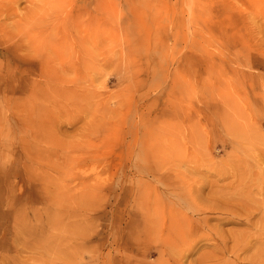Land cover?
<instances>
[{"label":"rangeland","instance_id":"374dc122","mask_svg":"<svg viewBox=\"0 0 264 264\" xmlns=\"http://www.w3.org/2000/svg\"><path fill=\"white\" fill-rule=\"evenodd\" d=\"M52 1L20 0L15 17L0 7V262L215 264L197 261L224 239L231 262L218 264H260L247 257L264 243V0H65L67 29L26 22ZM49 42L54 56L25 63ZM218 172L229 175L214 186ZM154 174L182 179L181 199L168 195L182 204L174 223L201 217L213 188L242 190L245 175L258 200L239 222L212 212L193 249L170 248ZM149 199L163 230L148 235ZM17 208L57 237L51 249L24 246Z\"/></svg>","mask_w":264,"mask_h":264},{"label":"bare ground","instance_id":"6f19581e","mask_svg":"<svg viewBox=\"0 0 264 264\" xmlns=\"http://www.w3.org/2000/svg\"><path fill=\"white\" fill-rule=\"evenodd\" d=\"M20 0H2L0 1V7L4 8L7 11L10 10H14L12 13L15 16H19L18 12L16 9H14L17 5L18 2ZM64 5H65V0H55L51 2V5L48 7H46L43 11H41V14H39V8L38 9H33L30 12V15L28 17V19L26 20V22L30 25H47L50 26V28L52 29H57L58 27L63 26L64 29H67V19L66 16L62 17V14L64 12ZM21 17V16H20ZM18 17L17 19L14 20V24L16 26L21 25V24H26L24 22H22L24 19L21 17ZM48 17V18H47ZM5 18L4 19H0V24H5ZM27 24V25H28ZM41 26H37V28H40ZM48 31V29H47ZM63 31V29H62ZM31 42V41H30ZM47 48H50V51L48 52L46 49H38L37 51H33L34 55L30 58V60H24L25 63L27 65L30 64V66H32L33 64H37L38 62H32V60L34 58H37V60H42L45 61L49 58H51L52 56H54L55 54V46L53 44V42H49V46ZM34 70V67H31V71ZM5 100H7V98H5ZM0 101H4V99H0ZM6 112V109L4 107L0 108V129L3 127V125H5V120H3V116ZM8 138H6L7 140ZM5 143V142H4ZM9 148V145L6 147ZM32 157H29V161ZM36 159H38V157H35ZM33 160V162L30 164L32 165V168L35 167V165L33 163H36L37 160ZM28 165V167L30 166ZM33 170V169H32ZM155 172H152V174ZM220 177L217 178V180L213 181L214 186H217L218 180L220 178H222L223 176H228V173H220ZM154 177L157 178V180H159L163 186L165 187V189L167 190L166 192V198L164 197V199H162V201H158V202H154L152 205V208H154V210L158 209V204L160 202H167L166 204L168 205L169 208V220H170V214H171V210L177 209V212L179 211V213L181 212V207L182 204L178 203V207L175 205V203H173L172 201H170L169 196H174L176 195L179 199H181L182 195H179L177 192L181 191L180 187H182V179L181 180H172L171 179V175L168 174L166 176L160 175V177H158V175L154 174ZM243 188L240 191H229L228 190H221V189H217V188H213V192L212 194H207V201L209 202V205H206L205 207H197V211L202 214L201 217L198 218H191L190 220L188 219L187 222H183V223H179V222H171V220H173L171 218L170 222H169V226L167 229V234H168V239L171 241L169 242V247L171 248H184V249H190L194 246H197L199 244V239L198 238H191L192 236L195 235V233L198 232V229L202 226H206L208 225L209 219L213 218V216L211 215L212 212H216L219 211L223 214H225V217H227V221L228 222H232L235 219L239 222L240 221V217H238V215L240 213L243 212H247L249 211L250 207L254 206V202L257 201L258 199H256V196L252 193V189L250 184H248L247 182H245V179L248 178L247 175H245L243 177ZM179 190V191H178ZM203 190V186H197L196 190H194V193H190V199L192 200H196L198 201L199 196L201 194V191ZM224 192V195H220L218 193H222ZM182 193V192H181ZM169 195V196H168ZM242 196H246L247 199L244 200L240 197ZM142 194H140V198H142ZM38 199V195L36 196V200ZM187 200V199H185ZM41 202H46L47 206H52L53 205V201L52 200H48V197L44 196L41 200ZM143 202V201H142ZM142 202H138L139 204H143ZM150 205L146 204L145 206L148 207V211H147V215L141 213V220H142V232L144 231L146 234H151L154 231H157L158 229L163 230L161 228L162 225V216H158V212L156 211V215L158 217H152L149 216V210L151 208V203L153 202V200L149 199ZM144 205V204H143ZM263 212H264V207H262ZM19 208H17L16 210L14 209V216H13V220L14 222L18 225V235H19V239L23 240L24 242V246L25 247H33V248H43V247H47L49 249H51L55 244H56V239L57 237L55 235H52L51 233H46L44 232L42 229H39L40 225L39 223L36 224H32L30 223L27 218L22 215L23 212H21L20 210H18ZM50 214L47 216V223L49 224V226L51 225V227H55L57 225H59V212H62L61 210H57L54 208L49 209ZM61 216V215H60ZM36 219H38V217H36ZM250 218H248V224H252L251 221H249ZM46 226V225H44ZM43 226V227H44ZM58 229H60V227H58ZM48 232V230H46ZM43 232L45 234H43ZM22 235V236H21ZM26 235H30L32 236L31 239L28 237L26 238ZM175 239V241L173 242V240ZM224 239L222 240V242H216L215 244H213V248L212 251H210L211 253H204L201 255V258L198 259V263H202V262H207V261H215V264L218 263H230L231 260L229 259L230 257L227 255V251L225 249H223V244H224ZM243 242V245L245 246L244 248H240L239 245ZM249 243L250 241L248 239H244V237L239 240V242L237 243L236 247L240 248V249H248L249 248ZM167 245V244H166ZM166 247V246H165ZM238 258V256L236 257ZM7 259V257H6ZM6 259H4L3 261L0 262V264H5ZM248 259V263H253V262H257L260 264H264V243H261V245L259 247L256 248V250L254 251V253L247 257ZM235 261V260H234ZM235 263V262H233ZM232 263V264H233ZM17 264H20L19 261H17Z\"/></svg>","mask_w":264,"mask_h":264}]
</instances>
